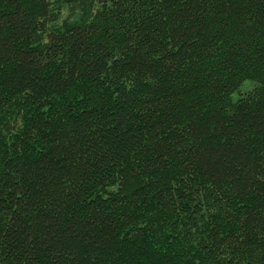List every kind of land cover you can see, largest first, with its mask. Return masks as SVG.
<instances>
[{"label":"trees","instance_id":"1","mask_svg":"<svg viewBox=\"0 0 264 264\" xmlns=\"http://www.w3.org/2000/svg\"><path fill=\"white\" fill-rule=\"evenodd\" d=\"M0 264H264V0H0Z\"/></svg>","mask_w":264,"mask_h":264},{"label":"rangeland","instance_id":"2","mask_svg":"<svg viewBox=\"0 0 264 264\" xmlns=\"http://www.w3.org/2000/svg\"><path fill=\"white\" fill-rule=\"evenodd\" d=\"M251 86H252V82H246L245 84H243L241 89H242V91H245V90L249 89ZM235 97H237L236 94H235Z\"/></svg>","mask_w":264,"mask_h":264}]
</instances>
